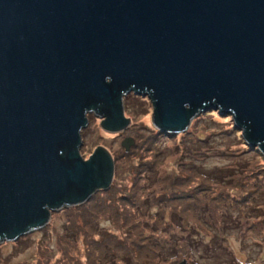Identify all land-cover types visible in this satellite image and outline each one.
<instances>
[{"label":"water","instance_id":"1","mask_svg":"<svg viewBox=\"0 0 264 264\" xmlns=\"http://www.w3.org/2000/svg\"><path fill=\"white\" fill-rule=\"evenodd\" d=\"M129 93L163 133L231 115L264 155V0H0V243L110 186V150L85 159L81 131L88 114L124 130Z\"/></svg>","mask_w":264,"mask_h":264},{"label":"rangeland","instance_id":"2","mask_svg":"<svg viewBox=\"0 0 264 264\" xmlns=\"http://www.w3.org/2000/svg\"><path fill=\"white\" fill-rule=\"evenodd\" d=\"M123 100L131 116L124 130L106 132L101 119L88 114L81 131L85 159L98 145L110 150V186L52 212L44 227L0 243V264H61L66 256L83 253L87 240H98V231L118 233L111 218H118L134 241L129 247L134 264H264V155L245 142L232 116L207 109L184 132L163 133L152 124L147 96L129 93ZM126 137L133 140L127 151L121 145ZM133 189L139 199L153 200L146 210L135 211L119 194ZM101 244L94 241V256L82 257V264H96ZM161 245L166 248L159 262Z\"/></svg>","mask_w":264,"mask_h":264},{"label":"trees","instance_id":"3","mask_svg":"<svg viewBox=\"0 0 264 264\" xmlns=\"http://www.w3.org/2000/svg\"><path fill=\"white\" fill-rule=\"evenodd\" d=\"M193 169L195 170V166H194ZM135 191L136 190H134V189H133L132 192H130V191L126 192V190H124V192L119 193V194L122 197H125L126 200L128 202H130V205L132 204L133 206H135V209H134L135 211L138 210V208L145 209L146 207H148L147 206L148 205V202L150 204L151 201H153V200H151L150 197H148V202H146L147 195L144 198L139 199V195H137L135 193ZM161 191H163V188L161 189ZM159 195L162 198V203L163 204H166L165 197H167V196H165V193L164 192H160ZM139 203H141V204L139 205ZM125 206H126V204H125ZM133 215L135 217V212H133ZM110 220L113 221L114 227H116L115 229L118 231V233H115V232L114 233L113 232L110 233V231L107 232V229L98 231L96 233V235L99 236L98 237V240H95L93 238H91L90 241L87 240L86 241L87 243L84 246V250H83L84 252L83 253L80 252L79 254H75L74 253L75 255L70 254V255L66 256L64 258V260L67 258L66 264H72L71 263L72 261H74L73 264L74 263L75 264L76 263L77 264H82V262H81V258L82 257H84L86 259V261H87L89 259V257L94 256V252H92V250H90L94 246V241L95 242H98L100 244H101V242H99V241H102V244H103V245L101 244V246L103 247V254L101 252L100 255H99V257H97L98 258V261L96 262V264H99V262H100L99 260H102V258H107V260L110 263L113 262V261H115V260H117V259H119V261L121 262V264H134L135 262L132 260V258H133L131 256L132 253H131V251L129 249V247L130 248L132 247L130 245L131 243H133L134 246H136L135 243H134V241H132L130 239V236H127V233L128 232L123 231V227H122L121 222H120V220L118 218H111ZM137 220H141V219L137 217ZM68 224H69V222H68ZM68 224H67V227H68ZM120 230H122V231H120ZM119 233H120V236H118ZM70 235L72 236V238H74V235L71 232H70ZM67 240L69 242L72 241V240H69V239H67ZM72 243L75 244L76 241L75 242H72ZM139 245H141V244H139ZM165 248L166 247H164L163 245H161L160 246V250H158V252L156 253L158 255L159 262L162 260L160 258H163L164 257V256L160 257V255H164L163 253L165 251ZM77 250H78V247H77ZM105 251L106 252H110L109 253L110 257H106V254H105L106 252ZM171 251H172V249L170 248V252ZM78 252H79V250H78ZM79 255H82V256H79ZM63 261H62L61 264H65V263H63ZM163 263H164V261H163Z\"/></svg>","mask_w":264,"mask_h":264}]
</instances>
